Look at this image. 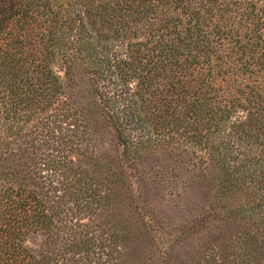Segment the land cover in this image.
Segmentation results:
<instances>
[{
    "label": "trees",
    "instance_id": "obj_1",
    "mask_svg": "<svg viewBox=\"0 0 264 264\" xmlns=\"http://www.w3.org/2000/svg\"><path fill=\"white\" fill-rule=\"evenodd\" d=\"M160 152L246 227L219 264H264V0H0V264H130Z\"/></svg>",
    "mask_w": 264,
    "mask_h": 264
},
{
    "label": "rangeland",
    "instance_id": "obj_2",
    "mask_svg": "<svg viewBox=\"0 0 264 264\" xmlns=\"http://www.w3.org/2000/svg\"><path fill=\"white\" fill-rule=\"evenodd\" d=\"M124 167L128 185L119 196L113 223L129 230L125 235L130 264L226 261L219 257L222 247L246 227L220 209L215 181L200 177L190 182L192 173H197L192 163H180L163 152ZM161 248L166 252L164 262Z\"/></svg>",
    "mask_w": 264,
    "mask_h": 264
}]
</instances>
